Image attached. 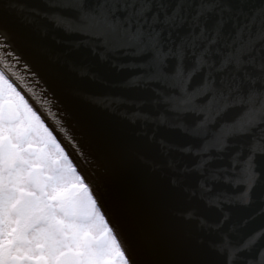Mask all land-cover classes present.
Instances as JSON below:
<instances>
[{
    "label": "snow or ice",
    "instance_id": "obj_1",
    "mask_svg": "<svg viewBox=\"0 0 264 264\" xmlns=\"http://www.w3.org/2000/svg\"><path fill=\"white\" fill-rule=\"evenodd\" d=\"M11 2L14 23L22 29L36 30L39 16L87 39L91 50L105 58L109 53L135 57L137 75L126 86L150 91L153 106L162 105L175 122L143 111V101L132 102L136 110L125 115L201 140L195 150L191 145L181 149L198 157L193 171L203 175L211 162L208 152L222 153L230 141L247 137L246 154H233L232 175L225 178L239 189L238 199L214 197L206 182L198 190L210 208L250 203L261 177L256 161L264 157V7L226 19L224 12L231 9L225 0H193L192 15L184 12L185 0H175L171 11L164 0H45L60 11L27 14L22 0ZM7 38L0 21V264H130L89 187L22 94L20 58L4 43ZM69 71L81 69L71 64ZM196 76L201 79L192 87ZM111 103L128 101L113 97ZM229 113V119H221ZM188 115L198 117L191 126L182 119ZM161 147L171 151L167 144ZM171 182L178 186L180 179ZM200 223L214 227L203 219ZM261 238L264 231L236 247L223 236L216 248L225 264H232L237 252L252 249ZM255 264H264V251Z\"/></svg>",
    "mask_w": 264,
    "mask_h": 264
},
{
    "label": "water",
    "instance_id": "obj_2",
    "mask_svg": "<svg viewBox=\"0 0 264 264\" xmlns=\"http://www.w3.org/2000/svg\"><path fill=\"white\" fill-rule=\"evenodd\" d=\"M164 2L169 4V11L175 7V0ZM225 2L231 9L224 12L226 19L238 18L240 10L250 12L264 7V0ZM22 3L26 14L33 9L41 13L60 11L49 8L45 0ZM192 3L185 0V14L195 13ZM0 21L8 37L4 43L20 58L16 67L24 77L23 95L39 110L41 119L89 187L130 264H225V255L216 248L223 236L239 247L264 231V157L257 158L261 177L246 206L225 203L222 208H210L205 203L207 197L201 198L198 190V184L206 182L213 186L214 197L238 199L235 193L239 189L226 183L225 178L232 175L233 154H246L247 137L230 141L231 147L222 153L208 152L211 162L201 175L192 170L198 157L181 151L188 145L193 150L199 148L201 140L125 115L136 110L132 102L143 101V111L175 122L173 114L162 105L153 106L150 91L126 86L125 82L137 75L135 57L109 53L105 58L103 52L91 50L87 39L66 34L39 16L36 30L22 29L14 23L11 0H0ZM79 41L83 44L77 46ZM71 64L81 71H69ZM200 79L196 76L192 87ZM113 97H124L128 103L112 104ZM230 116L225 114L221 119ZM182 119L191 126L198 117L188 115ZM162 144L171 146V151L162 150ZM173 161L174 168L169 166ZM173 177H179L178 186L171 182ZM201 219L214 227H202ZM261 251L264 238L252 249L237 252L232 264H255Z\"/></svg>",
    "mask_w": 264,
    "mask_h": 264
},
{
    "label": "flooded vegetation",
    "instance_id": "obj_3",
    "mask_svg": "<svg viewBox=\"0 0 264 264\" xmlns=\"http://www.w3.org/2000/svg\"><path fill=\"white\" fill-rule=\"evenodd\" d=\"M23 94V93H22ZM31 105V104H30ZM34 108V107H33ZM35 110V109H34ZM73 190H75V189H73Z\"/></svg>",
    "mask_w": 264,
    "mask_h": 264
}]
</instances>
